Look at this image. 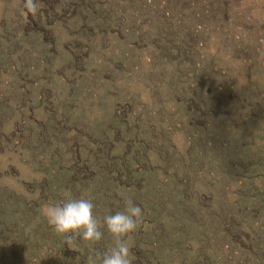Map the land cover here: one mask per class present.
I'll return each instance as SVG.
<instances>
[{"label": "rangeland", "instance_id": "rangeland-1", "mask_svg": "<svg viewBox=\"0 0 264 264\" xmlns=\"http://www.w3.org/2000/svg\"><path fill=\"white\" fill-rule=\"evenodd\" d=\"M23 1L0 0V249L4 253L0 256V264H88L90 256L95 257L112 247L111 235L105 229L99 243L90 244L77 239L68 244L66 238L58 235L48 224L42 214L43 206L70 198H86L94 203L97 211H105L104 216L108 211L113 210L111 214L122 211L124 203L121 202L129 199L131 192V199H134V188L136 197L142 195L146 183L144 180L140 183L132 176L116 180L115 176L111 177V172L115 170L117 160L121 163L124 159L128 163L132 154L142 150L141 142L131 141V137L141 127L143 115L153 122L154 131L147 129L152 137L159 119L163 125L172 119L175 144L180 147V152H184L181 137L189 131L187 118L177 116L176 112L181 110L164 86L166 71L162 74L148 72V55L152 48L135 49V29L138 31L142 21L149 23L152 20L148 16L155 7L158 12L164 11L163 17H157V26L170 25L172 32H177L176 36L190 37L189 48L205 70L208 72L206 64L215 67L211 70L220 76L225 89H233L230 93L233 98L237 99L239 94L247 97L240 91L245 87L253 93L252 99L257 100L264 111V0H127L123 2L129 3L127 5H116V8H126L122 12V25H127L118 29L109 27L108 30L117 35H112L102 44L98 38L106 26L96 29L95 22L86 25V29L81 31L82 37L86 34V42L82 43L77 27L80 20L74 17L71 20L66 14L59 22L63 27H70L69 33L55 20L51 32L50 29L45 30L51 33L49 39L56 46L50 48L46 38L41 54L31 43L11 35L10 13L18 2ZM138 17H142V21L139 22ZM118 35L121 44L116 40ZM72 54L80 55L82 60L73 64L70 61ZM164 56L162 64H181L183 61L182 58L173 61L175 56L171 54ZM182 57L186 59L184 54ZM223 75L228 78L223 79ZM17 76L19 79L25 76L24 82L17 80ZM186 78L191 77L189 74L186 77L181 75L179 82ZM26 89L37 97L33 94L28 96ZM20 95H23L22 99ZM232 108L230 104L227 111ZM118 111L135 113L128 132L118 126V119H121ZM258 119L263 128L253 129L252 138L255 146L263 147L264 120L262 117ZM219 125H224L222 119ZM215 133L226 132L215 129ZM100 136H106L112 142L125 137L122 144H115L105 164L96 154L99 152L96 144L102 140ZM76 153L78 163L74 160ZM205 158L212 174L208 175L204 188H198L201 194L197 195L198 203L202 202L204 194L207 195L205 207L210 206L217 196H221L217 199L219 201L239 203L237 193L243 184L238 183L243 178L260 174L254 173L253 169L242 173L239 170L241 163L237 166L231 162L220 164L221 160L210 161L207 153ZM157 161L158 156L155 163ZM162 165L165 168L168 163ZM169 165V170L178 167L172 162ZM132 167L137 173L142 165L136 163ZM153 170L157 173L159 167ZM97 177L104 181L97 180ZM213 182L219 189L218 195H208ZM107 183L112 186L108 193L99 191L94 197L89 195L90 187L103 189ZM123 186L127 189L120 188ZM216 190L212 189L213 194ZM244 194L252 198L256 193L249 191ZM261 194L258 196L263 199ZM145 201L147 209L153 206L148 198ZM109 204L115 208L107 211L102 208ZM99 214L96 217L102 219L103 213ZM256 215L242 214V217L250 230L259 234V229H264V214ZM178 233V230L171 232L176 241L168 243L169 246H165L162 239L157 240L155 244L160 248L152 257L144 255L148 251L144 246L148 245L137 243L134 235L130 234L126 239L132 264L240 263L235 254L233 257L236 259L219 261L218 247L210 248L215 245L214 238L207 243L210 248L207 256L197 254L204 240L212 237L207 229H200L198 235L187 231L185 237ZM169 237L168 241L171 240ZM200 239L202 243L198 242Z\"/></svg>", "mask_w": 264, "mask_h": 264}, {"label": "trees", "instance_id": "trees-1", "mask_svg": "<svg viewBox=\"0 0 264 264\" xmlns=\"http://www.w3.org/2000/svg\"><path fill=\"white\" fill-rule=\"evenodd\" d=\"M125 1L127 0H39L40 7L35 15L27 12L24 8L25 1L18 2L10 13L12 20L11 35L23 42L31 43L32 47L36 48V51L41 54L46 45V38L49 40L50 48L56 46L53 40L49 39L54 21L58 20L56 22H59L66 14H69V19L72 20V17H74L80 20L77 27L81 37L83 36L81 31L83 28L86 29V25H92L95 22L96 29L106 26L105 29L100 31L101 37L98 38V42L102 44L112 35H117L113 30H108L109 27L118 29L127 25H122V12L126 8H116L117 4H125L123 3ZM164 14V11L158 12L157 7H155L148 16L149 19L152 18L149 23L142 21L140 19L142 17H138L139 22H142L138 27V31L137 29L134 31L136 34L134 42L137 44L135 49L146 50L147 47L152 48V53L148 55V72L162 74L166 71L167 77L163 78L164 86H167V93L173 103L181 110L176 112L177 116L187 118L189 131L185 133L186 136L181 137L184 152H180V147L175 144L172 119L165 125L159 119L152 137L147 129L154 131L153 122L143 115L141 127L131 137V141L138 140L139 143L141 142L142 150L132 154V158L128 163L122 157L123 162L119 163V160H117L115 170L111 172V177L115 176L114 178L118 180L130 179L132 176L140 183H146L142 195L138 197L135 196L134 188L133 201L141 207L143 221L136 234L132 233V235H134L137 243L148 245L144 246L146 250L148 249L144 255L152 257L158 253L160 248L155 244L157 240L162 239L165 246H169L170 242L174 243L176 241L172 238L171 232L178 230V234L185 237L187 231L192 235L195 233L198 235L200 229H207L212 237L206 238L203 242L204 245L199 247L197 254L201 257L207 256L206 253L210 248L215 249L218 247L221 255L219 261L237 258L239 264H264V229H259V234L252 232L250 226L245 223V219L242 217V214H252L255 217H257V213L264 214V146H255L253 143L254 138H252L253 129L261 130L263 128L258 118L262 117L264 120V111L258 101L252 99L253 93H250L245 87H242L240 91L247 94V97H242L239 94L237 99L233 98V94H230L233 89H225L222 80L219 78L220 76L212 71L215 67L206 64L210 67H208L207 72L202 62L193 56L195 53L189 48L191 47L190 37L184 39L178 36L179 34L176 36L175 33L177 32H172L170 25L157 26V17L160 15L163 17ZM110 16L114 19H111ZM153 20L154 23L151 22ZM60 26L66 33H69V26L68 28L63 27L61 23ZM45 29H50V32ZM84 37H82V43L86 42ZM116 40L120 44L122 43L119 35ZM185 40H188L187 44ZM170 54L175 56L173 61L182 58V63L165 62L167 64H162L161 60L164 59V55ZM182 54L185 55L186 59L182 57ZM70 56V61L73 64L82 60L80 55L79 57L73 54ZM134 58L132 56L133 61ZM167 69H169V72ZM186 74H189L191 78L179 82L181 75L186 77ZM25 76H20V79L17 76V80L24 82ZM222 78L226 79L228 76L223 75ZM250 78L251 76L249 80ZM25 83L20 84L27 86ZM26 90L29 92L28 96L35 95L31 90ZM24 93L26 95V91ZM21 96L23 95H20V99H22ZM36 97L37 95H35ZM230 104L233 108L231 111H227ZM118 112L121 118L118 119V126L128 132L132 119L133 121L135 119V113L133 111ZM221 119L224 124L222 127L219 125ZM136 124H138L137 118ZM143 129H145V132ZM215 129L221 133H226L218 135L215 133ZM118 138L123 140L125 137ZM101 139L96 144L99 148V152L96 154L105 164L110 159L115 144H122L123 141L112 142L106 136ZM204 146L209 148H205L206 152ZM206 153L208 159L213 162L217 160L220 162L221 160L220 164L228 165L231 162L237 166L241 163L239 170L242 173L252 169L254 173L260 172L256 176L243 178L244 183H241L242 180L238 183L243 184L241 191L237 193L239 203H236L237 201L234 203L219 201L217 199L221 196H217L210 206L205 207L204 199L207 196L205 194L202 202L198 203L197 195L201 194L198 188H204L208 175L212 174L211 169H208L209 164L205 162ZM155 155L158 156L156 163ZM76 157L77 153L74 155V160L78 163V157ZM170 162L177 164L178 167L169 170ZM136 163L142 165L137 173L134 172V167H132ZM166 163H168L167 167H161L162 164L164 166ZM156 166L159 167L157 173L153 170ZM98 179L104 181L102 177H97ZM143 180L144 182H142ZM222 182H219V184L221 185ZM120 188L127 189L126 186ZM213 188L217 189L214 194L212 192ZM90 189L89 195L94 197L95 193H100L99 191L108 193L112 186L107 183L103 189L97 190L93 187H90ZM93 190L97 191L93 192ZM249 191L256 193L255 197L249 198L244 194ZM208 192V195H218L219 189L215 187L214 182ZM132 193H130L131 197ZM258 193H262L263 199L259 198ZM113 197L114 195L112 199ZM147 198L149 204L150 202L153 204L148 209L146 208V201L143 202ZM102 208L107 211L115 207L109 204L103 205ZM104 212H99L95 208L93 210L94 216L99 213H101L99 215L103 213L104 216ZM112 212L113 210L108 211V214ZM261 230L263 231L261 232ZM168 235H170L169 238L172 241L170 239L168 241ZM143 236H145V239L142 238ZM213 238L215 245L209 248L207 243ZM201 241V239L198 240L199 243H202ZM150 248L153 249L152 252ZM234 254L236 258L233 257ZM2 255L4 253L0 249V256Z\"/></svg>", "mask_w": 264, "mask_h": 264}, {"label": "clouds", "instance_id": "clouds-1", "mask_svg": "<svg viewBox=\"0 0 264 264\" xmlns=\"http://www.w3.org/2000/svg\"><path fill=\"white\" fill-rule=\"evenodd\" d=\"M39 0H25L24 8L35 15ZM94 203L86 198H70L62 202L47 203L42 214L53 230L66 238L68 244L81 239L90 244L102 241L106 229L113 239L112 247L95 257L88 264H132L127 237L136 232L143 221V212L132 199H126L124 209L98 219L93 214Z\"/></svg>", "mask_w": 264, "mask_h": 264}]
</instances>
